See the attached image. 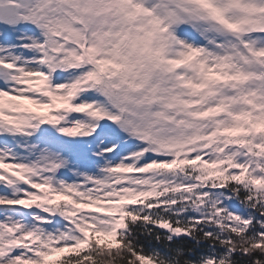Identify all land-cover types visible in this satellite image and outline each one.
Segmentation results:
<instances>
[{
  "label": "snow or ice",
  "instance_id": "obj_1",
  "mask_svg": "<svg viewBox=\"0 0 264 264\" xmlns=\"http://www.w3.org/2000/svg\"><path fill=\"white\" fill-rule=\"evenodd\" d=\"M0 264H264V0H0Z\"/></svg>",
  "mask_w": 264,
  "mask_h": 264
}]
</instances>
